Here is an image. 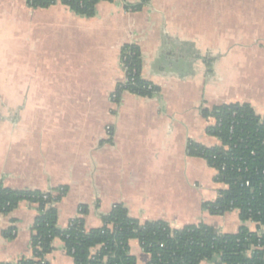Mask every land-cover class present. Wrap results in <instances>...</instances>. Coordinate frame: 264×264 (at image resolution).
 <instances>
[{
  "label": "crops",
  "instance_id": "crops-1",
  "mask_svg": "<svg viewBox=\"0 0 264 264\" xmlns=\"http://www.w3.org/2000/svg\"><path fill=\"white\" fill-rule=\"evenodd\" d=\"M127 45L139 49L141 78L159 91L149 99L123 92L115 104ZM229 104L264 116V0H146L138 12L113 0L98 3L92 18L61 4L0 0V185L66 188L54 206L60 230L75 218L100 228L119 204L141 223L255 232L237 211L203 208L224 186L190 154L191 144L219 146L202 111ZM37 215L27 202L0 215V264L32 258ZM128 246L135 264H148L137 241ZM52 247L48 264H74L62 242Z\"/></svg>",
  "mask_w": 264,
  "mask_h": 264
},
{
  "label": "trees",
  "instance_id": "trees-1",
  "mask_svg": "<svg viewBox=\"0 0 264 264\" xmlns=\"http://www.w3.org/2000/svg\"><path fill=\"white\" fill-rule=\"evenodd\" d=\"M24 1L32 9L61 4L80 17L92 18L98 3L113 0ZM122 2L127 12H138L146 4V0L136 5ZM120 61L128 69L127 82L117 84L116 102L123 92L148 99L158 93L156 86L141 78L136 46L123 47ZM202 116L214 119L215 124L207 133L218 140L219 146L191 144L190 154L205 160L217 172L214 181L226 186L218 191L213 203H206L203 208L212 216L237 211L240 221L256 224L255 232L240 227L237 233L226 234L202 223L181 229H172L163 221L141 223L130 218L126 208L119 204L101 218L100 228L86 230L83 219L75 218L60 230L54 206L65 196L66 188L50 192L15 191L0 185V215L10 214L22 202L34 205L38 212L31 228L32 258L14 264H41L35 260L51 253L56 239L62 242L74 264H135L128 246L133 240L149 256L148 264H264V116L256 115L247 104L205 109ZM80 214H84L83 208ZM95 248L99 250L92 254Z\"/></svg>",
  "mask_w": 264,
  "mask_h": 264
},
{
  "label": "built area",
  "instance_id": "built-area-1",
  "mask_svg": "<svg viewBox=\"0 0 264 264\" xmlns=\"http://www.w3.org/2000/svg\"><path fill=\"white\" fill-rule=\"evenodd\" d=\"M121 66H122V70H123V80H122V82L120 83V84H124V83H126L127 82V71H128V69L124 66V65H122L121 64ZM116 99H117V95H116V93H115V91L112 93V95H111V100H112V102L113 103H115V104H117L118 102H116ZM106 132L107 133H110V128L109 127H107L106 128ZM215 171V170H214ZM216 173V175H217V172H215ZM219 184H221V183H219ZM223 186H224V189H222V190H225L226 189V186L224 185V184H222ZM80 212H81V209H80ZM250 223H252V222H250ZM254 224V223H253ZM254 225H256V224H254ZM36 262H40L41 264H43L46 260H45V258L44 259H36L35 260Z\"/></svg>",
  "mask_w": 264,
  "mask_h": 264
},
{
  "label": "water",
  "instance_id": "water-1",
  "mask_svg": "<svg viewBox=\"0 0 264 264\" xmlns=\"http://www.w3.org/2000/svg\"><path fill=\"white\" fill-rule=\"evenodd\" d=\"M213 262H215V260H213Z\"/></svg>",
  "mask_w": 264,
  "mask_h": 264
}]
</instances>
